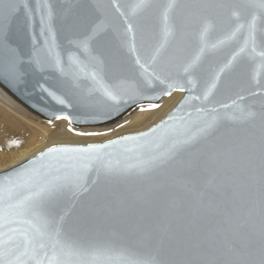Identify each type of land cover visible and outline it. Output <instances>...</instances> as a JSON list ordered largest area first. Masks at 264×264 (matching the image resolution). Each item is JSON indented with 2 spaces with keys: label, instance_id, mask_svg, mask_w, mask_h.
<instances>
[{
  "label": "snow or ice",
  "instance_id": "6c2138e0",
  "mask_svg": "<svg viewBox=\"0 0 264 264\" xmlns=\"http://www.w3.org/2000/svg\"><path fill=\"white\" fill-rule=\"evenodd\" d=\"M262 77L264 0H0V86L50 124L187 93L0 174V264H264Z\"/></svg>",
  "mask_w": 264,
  "mask_h": 264
},
{
  "label": "bare ground",
  "instance_id": "6f19581e",
  "mask_svg": "<svg viewBox=\"0 0 264 264\" xmlns=\"http://www.w3.org/2000/svg\"><path fill=\"white\" fill-rule=\"evenodd\" d=\"M181 97L182 92H173L171 97H164L158 102L161 105L160 108L141 112L139 107H136L120 119L105 126L95 128L73 126L75 129L98 131L96 135H77L78 132L68 131L69 123L67 121L53 120L50 124L37 116L39 121L30 118L19 111L15 107V103L23 110L26 108L0 86V172L20 164L53 145L100 143L122 135L143 131L159 122ZM144 106L147 107V105ZM41 122H45V124ZM23 129L27 133L24 144L18 148L11 146L6 151L5 148L14 140L13 137L23 132Z\"/></svg>",
  "mask_w": 264,
  "mask_h": 264
},
{
  "label": "water",
  "instance_id": "95a60500",
  "mask_svg": "<svg viewBox=\"0 0 264 264\" xmlns=\"http://www.w3.org/2000/svg\"><path fill=\"white\" fill-rule=\"evenodd\" d=\"M94 2H95V0H94ZM100 2H106V0H100ZM262 80H264V77H262ZM6 92H8L18 103H20L23 107H25L27 110H29L32 114H34V115H36V116H38V117H40L41 119H44V120H46V121H49V119H51L48 115H47V113L46 112H43V111H40L39 109L41 108V107H43L44 106V102H37L38 101V96H37V94L36 93H31V95H29L28 93H25V92H18V91H16V90H14V89H10V88H8V87H6V86H1ZM29 92H31V90H29ZM185 95H187V93H185V92H182V97H181V99L169 110V112H167L166 114H165V116H163L162 118H161V120H163V119H165L166 117H167V115L168 114H170L174 109H175V107L178 105V103L184 98V96ZM164 98V97H163ZM162 98V99H163ZM161 99V100H162ZM261 97H256V98H249L247 101H245L246 103H253V102H255V103H259L260 101H261ZM160 100V101H161ZM160 101H156L157 103L158 102H160ZM48 103H49V105H51L52 104V102L51 101H48ZM141 104H143V105H147L148 104V101H146V100H142L141 102H140ZM35 105V106H34ZM58 107V106H57ZM136 107H139L138 105H132V106H130V107H128L125 111H123L120 115H118V116H116L115 118H113V119H109V120H103V121H95V122H92V121H89V122H87V123H84V122H77V123H73V124H71L72 126H75V127H83V128H95V127H101V126H105V125H108V124H111V123H113V122H115L116 120H118V119H120L121 117H123L127 112H129L131 109H133V108H136ZM65 111H68V112H71V110L70 109H65ZM160 120V121H161ZM160 121L159 122H157L156 124H158V123H160ZM155 124V125H156ZM155 125H153V126H155ZM153 126H151V127H153ZM151 127H149V128H147V129H145V130H143V131H147L148 129H150ZM140 132H142V131H140ZM137 133H139V132H137ZM137 133H131V134H126V135H132V134H137ZM122 136H124V135H122ZM119 137H121V136H119ZM119 137H116V138H114V139H117V138H119ZM114 139H112V140H114ZM109 141V140H108ZM107 141H103V142H100V143H106ZM83 145H86V144H83ZM36 155H38V154H36ZM35 155V156H36ZM34 157V156H33ZM33 157H31V158H33ZM31 158H29V159H31ZM29 159H27V160H25V161H23V162H21L20 164H18V165H16V166H13L12 168H9V169H7V170H4V171H2V172H0V174H3V173H7L8 171H10V170H13V169H16V168H18L19 166H21L22 164H24V163H26Z\"/></svg>",
  "mask_w": 264,
  "mask_h": 264
},
{
  "label": "rangeland",
  "instance_id": "374dc122",
  "mask_svg": "<svg viewBox=\"0 0 264 264\" xmlns=\"http://www.w3.org/2000/svg\"><path fill=\"white\" fill-rule=\"evenodd\" d=\"M15 107H16L17 109H19V111H21V112H23L24 114L28 115L30 118L34 119L35 121L38 120V119L36 118V115L30 113L29 110H27V109L23 110L22 108H20V106L16 105V103H15ZM145 108H147V107H145ZM37 117H38V116H37ZM38 121H39V120H38ZM41 123H42V124H45V122H41ZM69 127H71V128L73 129V131L78 132V133H82L83 131L86 132V133H94V134H97V133H98V131H95V130H90V131H89V130L75 129V128H74L73 126H71V125H69ZM51 129H53V127H51ZM26 136H27V133H26V131L23 129V132H20V134H17V135H15V137H13L14 140H18V141H20L19 145H12V147H14V148H18V147L22 146V145L24 144V141H25L24 139H25ZM8 148H9V146H7V147L5 148V150L8 151ZM1 150H3V149H1Z\"/></svg>",
  "mask_w": 264,
  "mask_h": 264
}]
</instances>
